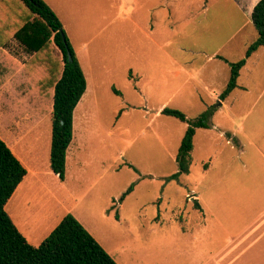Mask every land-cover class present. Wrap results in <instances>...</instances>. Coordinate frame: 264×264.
Segmentation results:
<instances>
[{
	"label": "rangeland",
	"instance_id": "rangeland-1",
	"mask_svg": "<svg viewBox=\"0 0 264 264\" xmlns=\"http://www.w3.org/2000/svg\"><path fill=\"white\" fill-rule=\"evenodd\" d=\"M47 1L58 12L67 36L76 45L82 26L88 28L89 35L98 29L97 25L108 24L111 19L93 15L90 9H94L95 0ZM90 1V6L86 4L85 9H79L82 2ZM257 1L126 0L124 5L128 11H136L129 17L137 26L126 13L124 21L109 26L97 40L115 42L123 34L125 40L133 42L140 58L131 69L134 74L138 71L145 74L146 80L141 82H146L147 90L141 93L134 89L135 80L127 81L130 74L122 75L120 67H115L114 89L104 90L95 104L77 103L73 139L68 149L72 181L63 207H57L56 217L49 221L45 217L49 210L45 215L34 213L32 207L37 193L49 195L52 205L58 203L47 186L41 190L40 187L22 188L6 205V211L31 244L39 245L59 217L71 213L93 230L98 242L118 264H148L149 258L154 259L155 253L163 251L164 231L154 235L144 231L148 227L147 219L153 215L163 218L171 210L185 211L186 193L190 188L213 182L212 171L203 179L200 173L203 164L213 163L212 141H208L210 137L207 140L198 135L190 174L170 180L169 176L178 170L175 157L181 142L177 143L182 122L166 116L154 122L149 120L166 100L165 107L178 109L190 119L204 111L210 102L207 95H190L187 89L172 95H164L162 91L170 92L177 86L180 78L172 73L176 68H183L181 75L187 68L198 77L201 74L205 77L210 68L223 65L220 59L236 62L244 58L246 49L257 38L250 17ZM116 27L122 33H118V38ZM150 30H153L151 34ZM211 55L213 58L206 60ZM245 64L244 81L249 79L253 94H258L264 88V46L248 57ZM8 66L0 62V121L20 128L28 126L19 136L17 146L25 150L36 146L49 157L51 114L47 110L50 103L41 98L23 69L15 70L9 78ZM160 82L165 86L160 88ZM234 166H241V161L236 160ZM56 190L63 197V188ZM123 195L125 207L122 209L119 204L124 200ZM174 204L177 208L170 207ZM159 228H164V224Z\"/></svg>",
	"mask_w": 264,
	"mask_h": 264
},
{
	"label": "crops",
	"instance_id": "crops-1",
	"mask_svg": "<svg viewBox=\"0 0 264 264\" xmlns=\"http://www.w3.org/2000/svg\"><path fill=\"white\" fill-rule=\"evenodd\" d=\"M45 1L48 3L47 0ZM107 2L110 3L107 4ZM90 3L91 1L82 2L79 9H85L86 4L90 6ZM124 3L126 0H95L94 9H90L93 11V15L109 16L111 17L107 21L109 23L103 22L104 24L97 25L96 28L98 29L94 32L92 30L89 35L87 34L88 28L82 26L78 32L81 36L80 40L79 42L75 41V43L78 42L77 45L69 39L86 78V89L79 103L95 104L104 90L114 89L115 67H120L122 75L130 74L127 81L135 80L134 89L141 93L147 90L145 89L146 82L144 84L141 82L146 80L145 74L140 71L138 74H134L131 69V67H135L133 64L137 63L140 58L137 56L139 51H136L134 43L125 40L118 27L115 29L116 37H120L119 34L122 36L115 42L97 40L109 26L118 25L119 21H124L126 13H129V17L136 12L134 10L128 11ZM104 20L106 19L104 18ZM132 21L137 26L133 19ZM152 31L150 30L149 34ZM32 59L33 56L28 54L15 40L8 47H0V62L3 61L5 66L10 65L7 70L8 77L10 78L15 70L23 69L39 92L40 88L36 83L40 79L39 73L42 74L43 69L40 64H34ZM212 60L216 59L210 61ZM220 60L223 65L218 67L215 65L214 68H210L205 77L203 74H201L202 77H198L195 75L197 73L187 68L184 69L185 74L181 75L183 68H176L172 73L175 78H180L177 80V86L170 92L162 91L164 95H172L178 90L187 89L190 95L209 96L210 102L204 111L212 105L215 106V110L209 119V126L196 128L191 151L192 157L195 154L198 135L206 137L207 140L210 137L208 141H212L210 154L213 163L203 164V171L200 173H202L201 179H203L208 171H212L213 182L206 185L196 184L195 187L190 188L189 192L186 193L185 211L175 212L171 210L170 214L163 218L153 215L147 219L148 227L144 231H148L152 235L164 231L165 235L163 251L155 253L154 259H152L153 257L149 258L148 264H264V103L261 104L264 98V88L258 94H253L250 80L245 79L244 81L242 76V70L246 67L245 64L237 79V87L224 99H220L230 76L228 62L223 59ZM150 63L149 61L148 64ZM228 67L229 72L227 73ZM163 86L165 84L160 82L159 87ZM167 101H164L156 109L149 122H154L162 116L175 118L161 113ZM181 126H183L182 133L183 130L185 133L188 124L182 122ZM27 127L20 128L13 124L1 122L0 137L27 170V174L11 198L17 196L22 188L35 189L40 187L41 190L47 186L46 188L51 192V197L58 203L52 205L49 195L37 193L36 202L32 209L38 216L45 215L49 210L48 215H45L49 221L56 217V208L63 207L68 184L72 181L68 168L69 146L66 153L65 178L60 180L50 167V149L49 157H47L36 146H29L26 150L17 146L19 136L25 133ZM182 133L178 136L177 143L179 140L181 141ZM236 160L241 161V166H234ZM192 164L193 157L189 174ZM225 177H227L226 184H224ZM62 188L64 190L63 197L60 194L57 195L56 190L62 191ZM151 202L155 203V201ZM119 205L123 209L125 199ZM170 207L177 208V205L174 204ZM9 215L14 221V217ZM73 215L96 239L93 230L79 216ZM64 216L59 217L54 228ZM14 223L16 224L15 221ZM162 224H164V228L158 229V226Z\"/></svg>",
	"mask_w": 264,
	"mask_h": 264
},
{
	"label": "trees",
	"instance_id": "trees-1",
	"mask_svg": "<svg viewBox=\"0 0 264 264\" xmlns=\"http://www.w3.org/2000/svg\"><path fill=\"white\" fill-rule=\"evenodd\" d=\"M250 17L257 38L244 58L227 61L230 76L220 99L237 87L246 59L264 46V0L255 3ZM13 40L33 56L34 64L42 66L36 84L41 98L51 105L47 110L51 114L50 167L64 180L67 148L73 138V112L86 89L85 75L59 16L45 0H0V47L10 46ZM214 110L212 105L194 119L167 106L161 111L188 124L176 155L178 170L170 180L189 173L195 130L209 126ZM26 174L24 165L0 137V264H118L71 213L39 245L31 244L6 211L7 202Z\"/></svg>",
	"mask_w": 264,
	"mask_h": 264
},
{
	"label": "water",
	"instance_id": "water-1",
	"mask_svg": "<svg viewBox=\"0 0 264 264\" xmlns=\"http://www.w3.org/2000/svg\"><path fill=\"white\" fill-rule=\"evenodd\" d=\"M68 56H69V59H71V58H70V54H68Z\"/></svg>",
	"mask_w": 264,
	"mask_h": 264
}]
</instances>
